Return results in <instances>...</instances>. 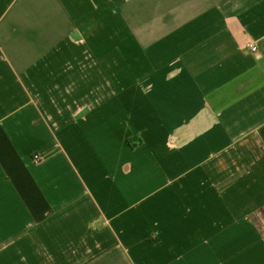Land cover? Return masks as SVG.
Returning <instances> with one entry per match:
<instances>
[{
	"label": "crops",
	"instance_id": "obj_1",
	"mask_svg": "<svg viewBox=\"0 0 264 264\" xmlns=\"http://www.w3.org/2000/svg\"><path fill=\"white\" fill-rule=\"evenodd\" d=\"M0 264H264V0H0Z\"/></svg>",
	"mask_w": 264,
	"mask_h": 264
},
{
	"label": "built area",
	"instance_id": "obj_2",
	"mask_svg": "<svg viewBox=\"0 0 264 264\" xmlns=\"http://www.w3.org/2000/svg\"><path fill=\"white\" fill-rule=\"evenodd\" d=\"M248 47H249L250 51H252V52L256 51L255 46H252L251 44H249ZM33 160L35 162H38L39 160H41V158L39 156L35 155V156H33Z\"/></svg>",
	"mask_w": 264,
	"mask_h": 264
},
{
	"label": "rangeland",
	"instance_id": "obj_3",
	"mask_svg": "<svg viewBox=\"0 0 264 264\" xmlns=\"http://www.w3.org/2000/svg\"><path fill=\"white\" fill-rule=\"evenodd\" d=\"M41 158V157H40Z\"/></svg>",
	"mask_w": 264,
	"mask_h": 264
},
{
	"label": "trees",
	"instance_id": "obj_4",
	"mask_svg": "<svg viewBox=\"0 0 264 264\" xmlns=\"http://www.w3.org/2000/svg\"><path fill=\"white\" fill-rule=\"evenodd\" d=\"M131 142V141H130Z\"/></svg>",
	"mask_w": 264,
	"mask_h": 264
}]
</instances>
